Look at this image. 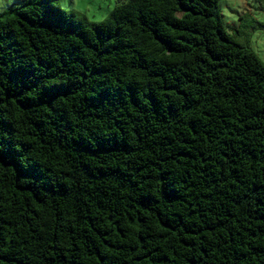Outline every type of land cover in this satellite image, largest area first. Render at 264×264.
Listing matches in <instances>:
<instances>
[{"label": "trees", "instance_id": "16d2710c", "mask_svg": "<svg viewBox=\"0 0 264 264\" xmlns=\"http://www.w3.org/2000/svg\"><path fill=\"white\" fill-rule=\"evenodd\" d=\"M0 14V264H264V63L219 0Z\"/></svg>", "mask_w": 264, "mask_h": 264}, {"label": "clouds", "instance_id": "9594fccd", "mask_svg": "<svg viewBox=\"0 0 264 264\" xmlns=\"http://www.w3.org/2000/svg\"><path fill=\"white\" fill-rule=\"evenodd\" d=\"M7 2L11 4L12 0H7ZM236 2L237 0H221L222 5L232 6ZM239 2L243 4L245 0H239ZM4 6L5 0H0V10H3ZM120 7H123L120 0H63L62 3V8L65 11H74L78 16L85 18L89 24L98 26L107 24L112 14ZM221 11L224 15L223 7H221ZM258 19L264 22V14H261ZM250 46L252 53L261 63H264V31H256L251 34Z\"/></svg>", "mask_w": 264, "mask_h": 264}, {"label": "rangeland", "instance_id": "374dc122", "mask_svg": "<svg viewBox=\"0 0 264 264\" xmlns=\"http://www.w3.org/2000/svg\"><path fill=\"white\" fill-rule=\"evenodd\" d=\"M56 1L62 7L63 0ZM122 1L124 0H120V2ZM10 7H19L18 0H12L11 4L5 0L4 9L0 10V14ZM221 7L224 9V15L221 11ZM219 11L223 22L227 25L236 39L251 49V34L256 31H264V22L258 19L261 14H264V0H245L243 4L237 0L232 6L227 4L222 5L221 0H219ZM68 12L75 13L70 10ZM75 14L76 18L81 21L83 17L78 16L77 13ZM233 15L236 17V20Z\"/></svg>", "mask_w": 264, "mask_h": 264}]
</instances>
